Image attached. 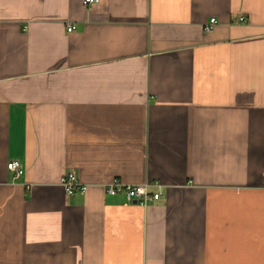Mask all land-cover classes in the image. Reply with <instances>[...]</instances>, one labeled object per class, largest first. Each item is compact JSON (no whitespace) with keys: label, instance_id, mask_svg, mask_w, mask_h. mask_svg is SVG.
Segmentation results:
<instances>
[{"label":"crops","instance_id":"crops-1","mask_svg":"<svg viewBox=\"0 0 264 264\" xmlns=\"http://www.w3.org/2000/svg\"><path fill=\"white\" fill-rule=\"evenodd\" d=\"M0 264H264V0H0Z\"/></svg>","mask_w":264,"mask_h":264},{"label":"built area","instance_id":"built-area-1","mask_svg":"<svg viewBox=\"0 0 264 264\" xmlns=\"http://www.w3.org/2000/svg\"><path fill=\"white\" fill-rule=\"evenodd\" d=\"M99 0H86V3H97ZM244 17H240V22L244 21ZM218 24L216 18H212L204 27L206 32H211ZM68 32L76 30L74 24H70L67 27ZM8 170L13 172L16 176H21L24 170L18 161H12L8 163ZM67 196H72L77 190L84 191L85 185L79 182L74 171H71L64 175L60 181ZM161 185L159 183L146 182L143 184H128L122 180L115 178L106 185V192L110 195L123 194L129 202L136 201L137 204L147 207L151 202L160 200L163 197L161 191L158 190Z\"/></svg>","mask_w":264,"mask_h":264},{"label":"water","instance_id":"water-1","mask_svg":"<svg viewBox=\"0 0 264 264\" xmlns=\"http://www.w3.org/2000/svg\"><path fill=\"white\" fill-rule=\"evenodd\" d=\"M134 203H137L136 201H134Z\"/></svg>","mask_w":264,"mask_h":264}]
</instances>
